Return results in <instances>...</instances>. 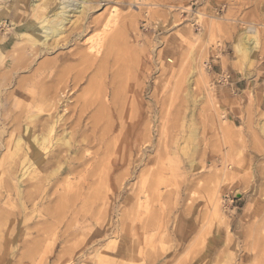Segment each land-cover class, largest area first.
I'll return each mask as SVG.
<instances>
[{"label":"rangeland","instance_id":"1","mask_svg":"<svg viewBox=\"0 0 264 264\" xmlns=\"http://www.w3.org/2000/svg\"><path fill=\"white\" fill-rule=\"evenodd\" d=\"M98 2L30 71L6 76L42 111L45 91L64 94L55 139L65 130L71 147L64 170L40 168L49 180L19 196L0 168V264H264V0ZM16 9L0 0L13 57L25 43L13 39ZM247 27L260 45L246 64L234 46ZM46 61L51 75L34 78Z\"/></svg>","mask_w":264,"mask_h":264},{"label":"bare ground","instance_id":"2","mask_svg":"<svg viewBox=\"0 0 264 264\" xmlns=\"http://www.w3.org/2000/svg\"><path fill=\"white\" fill-rule=\"evenodd\" d=\"M16 1L17 9L14 13L15 17L13 19H10V23L12 24V27H14L13 39L19 43L22 42L20 40H23L25 43L24 45H21V47H19L17 56L13 57L11 53L10 55L8 54L9 52H11V50L9 52L7 51V49L11 46V42L13 40L9 41L0 37V148L5 151V153L1 156L0 168H3L5 166L6 177L10 179L7 189L9 191L11 190L15 192V194L19 196V194L21 193L20 188H22L24 185L30 184V186H34V184H37L38 182H46L49 180V176L43 179L39 178L38 171L40 172V168L48 169L51 166L56 165L57 167L53 169L52 173L57 172L60 169L64 170L65 162H61L58 159V154H60L63 150L62 147H64L66 150H69L71 144L69 142V139H66L69 134H67L65 130H63V133L65 134L62 135L61 138L55 139L57 129L65 127L67 125L66 121L68 118H65V116L56 112L55 109V105L61 99V101L64 102V94H60L56 88L54 90L45 91L42 96H44L45 100L48 102V109H44L45 111H42L37 107L36 95L31 90H27L28 94H26L24 91H22V88H20L21 90L17 89L14 92H9L8 89H6V87L8 86L10 87V84L12 82V79H8L9 77L7 75H14L19 70L30 71L31 64L35 63V59H37V57H41L40 53L43 50L54 51V49L58 47L60 42H62V40H65V34L68 32V30L81 28L82 21L85 20L86 16L88 17V13L91 10H94L96 8L99 0H67V2L66 0ZM19 4H21L20 7L23 6V8L19 9ZM28 4L29 6L31 4V10L29 9L27 11ZM18 11H22V13L19 14ZM116 14V8H113L109 12L108 17L106 16L107 18H105L103 24L101 22V34H104L112 29L111 27H113L112 25H114L116 21ZM6 21L7 17L4 13L0 12V28H6ZM66 26H68V28ZM101 34L94 36L96 39H94V37H91V40H97L96 42L92 41L87 47L89 54L93 53L90 54L91 56L98 55L100 52V48L102 46L101 40H103L102 37H104H101ZM238 40L239 42L234 46L236 55H238V57H241L244 60V63L252 60L254 55L259 50L260 44L258 31H256L255 28L247 27L239 33ZM17 44L14 43V45L16 46ZM3 53H6V55H4ZM86 56L87 54L85 55V57ZM51 65L52 63L50 62L42 64V67L38 68L37 71L34 72L33 77L47 79L51 75ZM246 73L247 72L243 71L244 76H247ZM57 74L59 75V73ZM63 87L64 86H62V88ZM15 95L20 97L28 95L29 99H26L30 100L28 101L30 103L24 105L21 103H17L13 107L15 109H12L10 103L11 100L16 97ZM39 97L40 99H42L41 96ZM31 98L33 99V101H31ZM114 99L116 98L114 97ZM53 107L54 109H52ZM63 107L65 108V105ZM41 112H44L46 115H41ZM35 129L39 131L38 134L35 133ZM3 134H7V136H9V138H7L9 141L5 140V142L7 143H3V141L1 140V135ZM48 148L55 149H53V151L49 150L48 153L43 155V151ZM55 152L57 153L56 155L54 154ZM46 156L48 157L46 158ZM0 186L1 188H4V186H2L1 179ZM216 204L214 203V207L217 208ZM217 210L219 209L217 208L216 211Z\"/></svg>","mask_w":264,"mask_h":264},{"label":"built area","instance_id":"3","mask_svg":"<svg viewBox=\"0 0 264 264\" xmlns=\"http://www.w3.org/2000/svg\"><path fill=\"white\" fill-rule=\"evenodd\" d=\"M263 65H264V60H263ZM219 80L223 82V79L222 78H219L218 81ZM262 81H263V84H264V76L262 77Z\"/></svg>","mask_w":264,"mask_h":264}]
</instances>
